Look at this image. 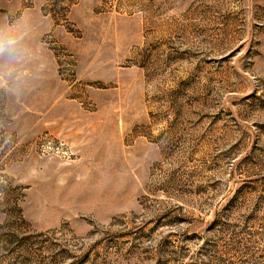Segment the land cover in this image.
Returning <instances> with one entry per match:
<instances>
[{
  "label": "rangeland",
  "instance_id": "1",
  "mask_svg": "<svg viewBox=\"0 0 264 264\" xmlns=\"http://www.w3.org/2000/svg\"><path fill=\"white\" fill-rule=\"evenodd\" d=\"M0 264H264V0H0Z\"/></svg>",
  "mask_w": 264,
  "mask_h": 264
}]
</instances>
